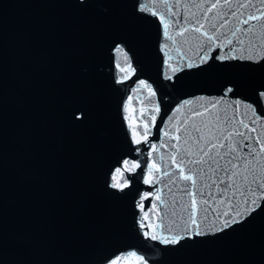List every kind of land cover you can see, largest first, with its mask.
<instances>
[{
    "label": "water",
    "instance_id": "water-1",
    "mask_svg": "<svg viewBox=\"0 0 264 264\" xmlns=\"http://www.w3.org/2000/svg\"><path fill=\"white\" fill-rule=\"evenodd\" d=\"M214 2L0 0V264H264V200L254 211L244 203L253 178L264 179V19L239 23L260 0L207 12ZM205 15L203 30L223 23L232 38L240 27L243 43L177 34L175 21ZM205 51L236 58L201 62ZM226 129L250 139L223 140ZM209 142L223 157L215 172L184 165L185 175L205 170L193 189L195 235L187 182L169 180L185 148ZM125 179L123 191L110 187Z\"/></svg>",
    "mask_w": 264,
    "mask_h": 264
},
{
    "label": "snow or ice",
    "instance_id": "snow-or-ice-1",
    "mask_svg": "<svg viewBox=\"0 0 264 264\" xmlns=\"http://www.w3.org/2000/svg\"><path fill=\"white\" fill-rule=\"evenodd\" d=\"M232 0H223V3H221V0H215L214 3H212L208 8H207V12H212L213 9H216L218 6L223 7V5L225 4H231ZM251 2V0H249V3ZM249 6L248 3H244V4H240L239 7L240 8H247ZM252 7H256L255 4L252 5ZM144 10V9H142ZM257 13L258 14H249L245 19L240 20L239 23L240 24H248L250 21L253 20H260V19H264V0H260V6L259 8H257ZM156 13L153 12V15H155ZM232 16H236V12L233 11ZM173 15H175V13H173ZM241 16H243V13H240ZM208 20L207 15H205L202 20L200 21H196L195 23L191 24L190 26L187 23V18L185 17L183 20V23H181L180 20L175 21L176 24H180L181 26L178 28L177 30V34L178 35H183L184 32L187 31H192V32H197L200 33L201 36L205 37V43L207 45H211L213 42H215L216 40H218L220 38V35H224V38L227 40L228 45H232L233 44V39H235L236 43L238 44H242L243 41H241L238 37H237V33L241 31L240 27H236L233 31H232V38H228V36L226 34H221L220 33V28L225 27V24H220L219 26H217V24H210L209 26L211 27V29H213V31L211 33L207 32L204 29V22ZM203 30V31H202ZM247 31H251V29H247L245 31V34H247ZM169 39H174L172 36L168 37ZM201 51H204V48L201 47ZM236 48L235 47H231L230 48V52H235ZM235 59L236 57L233 56H215V57H208L207 56V52H204V55L200 57L201 62H206L207 59H217V60H224V59ZM249 59H251V57H249ZM169 79H171V77H169ZM141 83H143V81H141ZM233 92V88L232 87H228L225 90V93H231ZM239 103V102H237ZM199 114V113H197ZM83 114H79L77 116V119H81ZM227 122V121H226ZM241 124H243V121H240ZM245 128H247V125H244ZM196 131H200L199 129H196ZM227 132V135L223 136V140H228L230 137L236 135V136H240L243 137L245 140H248L250 138L246 137L245 133L242 131H238L236 129H226L225 130ZM165 136H168V132L164 133ZM144 136L147 137V132L144 133ZM185 144H188L189 139H191V134L188 132H185ZM170 139H176L177 141L179 140L178 137H170ZM204 137L200 136L198 138H196V140L194 141L195 144H199L200 140H203ZM137 144L141 143L140 140H136L135 141ZM257 143H259V141L257 140ZM151 148L153 149V151H155L156 149V144H151L150 145ZM161 147H163L164 145L161 144ZM171 147L173 149H176V151L179 153L180 150L176 148V145L173 144L171 145ZM225 144L224 143H219V148H224ZM245 147H248L250 152H255L256 150L251 148L250 145L245 144ZM217 148V144L213 143V142H209L208 145H203V146H199L197 151H193L192 146L190 145L188 148H185L183 150V153L180 154V166H179V173L176 174L175 176H173L170 180L169 183L171 184H179V179L182 177L184 181H186L187 183L184 184V186L182 188H180L181 191L185 192L188 196L192 197L191 200V206H192V211L189 212V221L190 223L195 226V228L197 229V231L195 232V235H201V232L199 231L201 225L199 223H197L196 219H195V215L196 212L198 211V207H197V192L193 191V189L197 188V178L198 177H202L205 174V170L202 167H191L189 168V174L185 175L184 174V165H204V164H208L209 168H211V170L213 172L216 171V168L212 167V164L215 163L217 164V166L219 165V161L216 159V157H220V159H223L222 156H220V152L217 151L215 153V155H210V153H212L213 149ZM230 151H236V149L232 148L230 149ZM260 151L264 152V145H261V149ZM205 157H207V159H205ZM233 159H235V157H233ZM173 162H175L174 158H173ZM122 163L127 164L128 161L125 160ZM229 164H232L233 167H238V165L233 164V160H229L228 161ZM137 167H139V164L136 165ZM245 167H247V164L245 165ZM116 171H121V169H117ZM226 171V170H225ZM238 173H234V175H236ZM165 176H169L170 173L168 171L164 172ZM232 176H229V180H232ZM245 180H247V176L244 177ZM220 184H224L225 181L223 179H220ZM128 181L127 179H125L124 181V185L123 186H118L116 184H110V187L112 188H118L120 191L124 190V187L128 186ZM213 183H215V181H213ZM252 184H256V188L253 189L251 187V185L248 186V188L245 189L246 192L251 193L255 198L248 200L245 199L244 203L248 204L251 206L252 210L254 211L256 207H259L260 205L257 204V200H264V179L261 180H257L255 177L253 178ZM207 185H205L206 187ZM231 184H228L227 187H231ZM145 197H147L149 194L145 193L144 194ZM199 196L201 198H203L205 196V193L203 191V188H201L199 190ZM202 203L207 205L208 204V200L207 199H202ZM141 210H143V205H140ZM231 207V205H230ZM205 212L208 211V208L204 209ZM245 211H247V209H245ZM224 216H229V212H224L223 213ZM243 216V213L241 212H236V217H240ZM205 219H207V217L205 216ZM232 222H239L238 220H225L224 224L225 226H230V224ZM138 224L141 228L144 227V225L142 223ZM221 231L223 229H220ZM185 231H187V229H185ZM145 236H147V233H144ZM152 239H155V236L151 237ZM184 237L181 236H173L170 239L169 238H163L162 242L166 243V244H179L181 239H183ZM109 264H115V261H109Z\"/></svg>",
    "mask_w": 264,
    "mask_h": 264
}]
</instances>
